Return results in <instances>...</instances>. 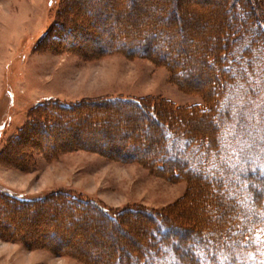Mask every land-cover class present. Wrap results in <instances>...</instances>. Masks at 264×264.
<instances>
[{
  "label": "rangeland",
  "instance_id": "1",
  "mask_svg": "<svg viewBox=\"0 0 264 264\" xmlns=\"http://www.w3.org/2000/svg\"><path fill=\"white\" fill-rule=\"evenodd\" d=\"M243 2V11L250 9L256 22L254 32H261L258 43L264 49V0ZM227 7L222 0H0V194L36 199L67 191L110 210L156 213L155 218L141 213L118 216L121 227H116L92 209H67V201L57 197L37 206L33 217L0 195V264H119V249L143 248L151 235L149 225L160 214L169 218L171 212L169 219L178 228L202 230L200 238H208L211 227L206 220L222 213L208 202L213 189L204 190L207 186L199 179L195 183L179 176L184 168L180 162L176 170L157 172L146 161L163 158L166 152L160 146L159 126L151 122L163 121L160 101L170 102L172 108L204 105L196 91L217 75L212 66L210 72L205 57L209 46L216 45L214 27L221 13L225 24L232 23ZM240 10L235 11L236 21L243 18ZM149 37L154 44L147 50L156 51L158 61L123 48L139 50L135 45H121ZM256 57L253 52L250 58ZM168 61L175 63L174 71L187 89ZM255 79L249 76L247 81L255 88L239 83L242 90L237 87L230 95L235 96L233 111L242 117L240 133L258 132L236 143L240 153L260 137L256 121H264V76ZM115 98L141 105L108 101ZM53 101L72 109H59L54 119L34 111ZM172 122L189 133L214 135L211 119L199 113L184 111ZM253 146L240 160L232 157L240 169L245 161L258 171L264 166V142ZM226 152L232 154L231 149ZM253 179L259 188L264 186ZM195 184L208 193L202 202L190 201ZM228 193L222 192V197ZM30 218L27 227L20 223ZM53 225L60 234H70L67 241L63 238L66 244H58L60 235L45 232ZM178 228L170 227L167 238H181ZM195 242L191 237L182 246L197 251ZM166 261L165 256L157 264Z\"/></svg>",
  "mask_w": 264,
  "mask_h": 264
},
{
  "label": "trees",
  "instance_id": "2",
  "mask_svg": "<svg viewBox=\"0 0 264 264\" xmlns=\"http://www.w3.org/2000/svg\"><path fill=\"white\" fill-rule=\"evenodd\" d=\"M243 1L244 0H236L235 2H230V0H222V4L226 5V7L233 5L231 6L233 8L227 7L228 9H226L229 14L231 13L232 23L230 25L225 24L226 19L223 13L220 15L219 22L216 20V26L214 27L216 45L209 46L211 53H209V50L208 54L206 53L205 64L209 65V69L212 66L213 69L217 71V75H215L211 82L208 80L205 88L199 87V90L196 91V93L203 96L205 101L204 105L194 104L187 108H172L170 102L160 101L157 107L161 112L163 121L161 120L160 122L156 119H150L151 122L159 126L162 136V143L160 146L164 147L167 154L165 152L163 158L146 161L147 165H151L152 169L157 172L165 170L171 172V170L178 169L176 162H180L184 168L183 173L179 172V176H183L184 178L185 175H187L186 178L196 181L195 183H197V179H199L204 181L207 186H205L206 189L204 190H207V188L209 189V187L213 189V193L210 192L208 194L202 191L203 189L201 186L195 184L197 187H193L195 191L190 201L193 202L195 198L202 202L204 201L203 198L208 194V198L210 199L208 202H210L211 208L213 210L220 209L222 213L219 216H214L206 220L211 227L206 230L207 239L200 238V235L203 233L201 232L202 230L192 231L191 229L178 228L177 223L169 219L172 212L169 213V218L160 214L158 218L156 216L157 221L149 225L151 235L149 241L146 242L143 248L125 247L119 249L116 255L119 264H157L158 260L165 256L167 258L166 264H264V186L259 188L256 185V180L254 181L253 179V177H256L264 183V166L260 165V170L258 171L251 163L245 161L242 163V168L240 169L239 163L234 162L232 158L235 156L237 160H240L243 153L244 155L245 153L249 154L251 152L250 150L254 149V144H261V142H264V121L260 123L259 120L256 121V123L260 126L262 137L260 134L259 138H253L252 143H250L251 146L247 148L248 150L245 149V152L240 153L239 151H235L237 150L236 143L238 144V142L241 143L243 141L247 142L249 141L250 134L255 133V135H257L258 132L245 131L242 134L240 133L238 127L242 123V117L240 118L237 113L233 111L235 110V96H230L231 92H234V89L237 87L240 88V91L242 88H247L252 85L255 88V83L252 81L247 82L248 77L255 76V81L257 82L258 78L260 79L264 76V49H262L263 47L258 43L261 32L258 31L257 34L254 32V25L256 22L253 21L250 9L245 8L243 11ZM237 9H242L240 11L243 14V18H240L238 21H236L238 19V17H236ZM219 36H221L220 39ZM104 40L106 41V39ZM105 41H103L102 46L105 45ZM111 44H113L111 46L115 45L114 43ZM153 44L154 40L149 37L141 38L136 41L128 40L121 45H125L126 47L128 45H135L140 49L136 51V49H125V47H122L126 51L137 52L139 55L151 57L153 59L157 57L155 60L158 61L157 55L159 54L156 53V51L151 52L147 50V47L149 45L153 46ZM116 46H118V44H116ZM122 47H118V50H121ZM261 50L263 52H261ZM253 52H257L256 59L250 58ZM167 63L174 71L175 63L172 61H168ZM174 75L177 76L175 71ZM177 79L181 86L187 89L184 83H181L182 81H180L181 79L178 76ZM239 83L244 84L242 88L239 86ZM249 89H252V87ZM242 97H245V94ZM108 101L113 103L115 101L128 102L134 106L141 105V101L134 99L115 98L109 99ZM163 104L166 105V113H168L172 119H175V122L176 116L184 111H188L193 115L199 113L200 115L209 117L211 119V129L214 131V135L210 136L204 133L194 134L181 129V127L178 128L179 126H176L171 118V121H169L167 117H165L166 114L163 109ZM242 106H246L244 102ZM51 108L52 111H50ZM61 108L69 110L72 109V105L53 101L45 105L43 103L39 104L34 111L42 112L43 117L54 119L57 117V112H59L58 110ZM29 122L32 123L35 122V120L30 118ZM56 126L58 125L56 124ZM25 129L26 127L20 129V132ZM45 130L49 132L47 128ZM17 137L20 138L19 133ZM179 139L183 140L182 147H180L182 150L176 148V143H178ZM227 149H231L232 154L226 152ZM186 155L187 157H185ZM158 161L159 163L155 165ZM164 162L166 166H162ZM155 168H157V170ZM214 168L218 169V171H213ZM229 175H232V177ZM228 190V195L222 197V192L224 193ZM53 197H57L61 199V201H67V209L70 207L79 211L92 209L90 210L92 214L101 216L107 221H113L111 223L116 227H121V223L116 219L118 216L124 217L131 213H141L146 217L155 218L156 214L153 211L151 212L150 210L143 209L133 210L125 208L118 211L110 210L102 204L81 198L67 191L51 192L36 199L25 198L21 195L13 196L12 194L6 193L1 195V198L9 199L7 201L11 206L25 207L26 210L24 211L31 212L33 217L38 215V210L35 208ZM236 199L238 203H236ZM225 200L233 205H229L227 202V205H224L223 202ZM31 206L34 207V210H30ZM209 208L210 207H208V209ZM78 218L84 220L86 217L80 215ZM31 222L32 218L28 221L25 219L20 221L21 224H24V227H27V224L29 225ZM53 226L49 229L45 228V232L53 236L60 235L57 240L58 244H66L70 234H60L61 232L56 230L59 226ZM24 227H22V229ZM170 227L178 228L182 233L180 235L181 238H175L174 240L167 238V232ZM146 228L147 227L144 226V230ZM124 233L126 232L124 231ZM64 237L66 241L63 239ZM191 237L195 238V247L197 251L191 246H182V243H186V240ZM122 252L124 253L122 254ZM234 256H238L239 259H234Z\"/></svg>",
  "mask_w": 264,
  "mask_h": 264
}]
</instances>
